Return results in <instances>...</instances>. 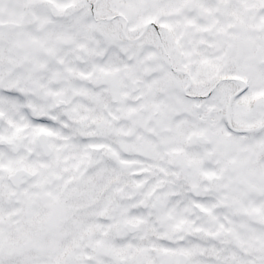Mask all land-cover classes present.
Segmentation results:
<instances>
[{"label":"snow or ice","instance_id":"snow-or-ice-1","mask_svg":"<svg viewBox=\"0 0 264 264\" xmlns=\"http://www.w3.org/2000/svg\"><path fill=\"white\" fill-rule=\"evenodd\" d=\"M0 264H264V0H0Z\"/></svg>","mask_w":264,"mask_h":264}]
</instances>
